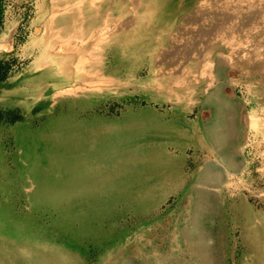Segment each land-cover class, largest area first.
Returning <instances> with one entry per match:
<instances>
[{"label":"rangeland","instance_id":"374dc122","mask_svg":"<svg viewBox=\"0 0 264 264\" xmlns=\"http://www.w3.org/2000/svg\"><path fill=\"white\" fill-rule=\"evenodd\" d=\"M1 3L0 264H173L214 231L223 264H264V155L218 166L197 112L264 90V0Z\"/></svg>","mask_w":264,"mask_h":264},{"label":"crops","instance_id":"0c3cea01","mask_svg":"<svg viewBox=\"0 0 264 264\" xmlns=\"http://www.w3.org/2000/svg\"><path fill=\"white\" fill-rule=\"evenodd\" d=\"M257 69L258 66L256 67V70ZM210 94L211 92H209L208 96L210 97L204 104L205 106L203 105L202 107H200V105L198 104L197 112H201V110H206L209 112L207 120L206 118L202 119L204 122L202 124L198 123V125L208 127L211 126L215 128L217 134L219 133L222 136L229 137L228 141L230 142V144L225 147L226 150L224 148L220 149L222 150L220 151L222 152L220 153L222 158H220L218 166H235V158L232 159V155L233 151H236L238 148L241 152V156H239V165L241 169H248L250 165L249 163L251 162L248 159L249 154L255 152L256 154H258V158H261V155H264V90H257L253 94L248 92L247 94H245L247 97L246 99H243V102L235 101L232 94L230 95L224 92H218L214 94V96H218H216L217 99H215L214 96L211 97ZM210 107L213 111L210 109ZM193 110H195L194 107ZM208 135H211V133H209ZM249 144L254 145L249 146ZM205 166L208 168H216V165L212 162L205 163L204 167ZM200 173L201 171H198V174ZM203 173L202 176L197 177L199 181H197L196 179L195 183H199L202 185H206L205 183H210L209 180H212L213 177L211 179L209 175L207 176V174ZM206 177H210V179ZM197 188L199 189V187ZM201 189L205 188L202 187Z\"/></svg>","mask_w":264,"mask_h":264},{"label":"bare ground","instance_id":"6f19581e","mask_svg":"<svg viewBox=\"0 0 264 264\" xmlns=\"http://www.w3.org/2000/svg\"><path fill=\"white\" fill-rule=\"evenodd\" d=\"M164 1V0H163ZM157 12V11H156ZM131 18V17H130ZM106 29V28H105ZM90 34V33H89ZM92 34V33H91ZM99 34V33H98ZM97 38V37H96ZM202 49V48H201ZM189 51H191V50H189ZM161 52V51H160ZM190 55V54H189ZM185 57V56H184ZM173 58V57H172ZM174 61V60H173ZM170 63V62H169ZM257 63V62H256ZM175 65V64H174ZM179 68V67H178ZM207 90V89H206ZM219 88L218 87H215V86H213V88L211 89V97H213L214 96V94H216V93H218L219 92ZM207 95H209V94H207ZM217 96V95H216ZM216 96H214V98L215 99H217L216 98ZM218 97V96H217ZM204 99V98H203ZM206 101V100H205ZM216 103H218V102H216ZM205 106V105H204ZM214 107V106H213ZM208 108V107H207ZM179 109V108H178ZM186 109V108H185ZM210 109H211V107H210ZM241 109H242V106H241ZM149 110V109H148ZM153 110V109H152ZM152 110H150L151 111V113L154 111H152ZM212 110V109H211ZM211 110H210V112H211ZM215 110V109H214ZM150 111H149V114H150ZM156 111V110H155ZM158 111V110H157ZM213 111V110H212ZM219 111V110H218ZM221 112V111H220ZM217 113V112H216ZM145 114H147V113H145ZM149 114H147V115H149ZM212 114V113H211ZM213 115V114H212ZM220 115V114H219ZM223 115V114H222ZM224 116V115H223ZM213 117V116H212ZM220 117V116H219ZM148 118V117H147ZM174 118V117H173ZM185 118V117H184ZM145 119V118H144ZM154 119V118H153ZM159 119V118H158ZM218 120V119H217ZM243 120V119H242ZM149 121V120H148ZM151 121V120H150ZM150 121L148 122V123H150ZM152 121H154V120H152ZM151 121V122H152ZM159 121H161V120H159ZM158 121V122H159ZM163 121V120H162ZM173 121V120H172ZM216 121V120H215ZM142 122H143V120H142ZM164 122V121H163ZM166 123V122H165ZM164 123V124H165ZM170 123V122H169ZM181 123H183V121L181 122ZM215 123V122H214ZM221 123V122H220ZM225 123V122H224ZM141 125V124H140ZM143 125V124H142ZM151 125H152V123H151ZM150 125V126H151ZM218 125V124H217ZM144 126H145V122H144ZM160 126V125H159ZM202 126V125H201ZM143 127V126H142ZM162 127H163V125H162ZM166 127V126H165ZM141 128V127H140ZM146 128V127H145ZM145 128H143L144 130H145ZM205 128V127H204ZM217 128V127H216ZM133 129V128H132ZM142 129V130H143ZM163 129V128H162ZM206 129V128H205ZM147 130V129H146ZM165 130V129H164ZM183 130V129H182ZM209 130V129H208ZM170 131V130H169ZM172 131V130H171ZM204 131V130H203ZM114 132V131H113ZM118 132V131H117ZM185 132V131H184ZM207 132V131H206ZM213 132V131H212ZM216 132V131H215ZM111 133V132H110ZM118 133H120V132H118ZM141 134H144L143 132L141 133ZM176 134V133H175ZM213 134V133H212ZM219 134V133H218ZM151 135V134H150ZM163 135H165V134H163ZM163 135H162V138H163ZM207 135H208V133H207ZM127 136V135H126ZM125 136V137H126ZM133 136V135H132ZM131 136V137H132ZM135 136V135H134ZM137 136V135H136ZM149 136V135H148ZM167 136V135H166ZM169 136H171V135H169ZM173 136V135H172ZM220 136V135H219ZM125 137H123V138H125ZM138 137V136H137ZM141 137V136H140ZM145 137V136H144ZM117 138V137H116ZM123 138H122V140H123ZM127 138V140H128V137H126ZM160 138V137H159ZM209 138V137H208ZM112 139V138H111ZM166 139V138H165ZM215 139V138H214ZM210 140H211V138H210ZM114 141V140H113ZM123 141H125V140H123ZM184 141V140H183ZM110 142V141H109ZM217 142V141H216ZM112 143V142H111ZM121 143V142H120ZM124 143V142H123ZM198 143V142H197ZM225 143V142H224ZM127 144H128V142H127ZM131 144V143H130ZM167 144V143H166ZM181 144V143H180ZM226 144V143H225ZM125 145V144H124ZM221 146V145H220ZM223 146H224V144H223ZM120 147H121V145H120ZM128 147V146H127ZM171 147V146H170ZM230 147V146H229ZM235 147V146H234ZM110 148V147H109ZM117 148V147H116ZM166 148V147H165ZM168 148V147H167ZM195 148H196V146H195ZM219 148V147H218ZM224 148H225V146H224ZM110 149H112V148H110ZM120 149V148H119ZM124 149V148H123ZM122 149V151H124ZM130 149V148H129ZM128 149V150H129ZM174 149V148H173ZM109 150V149H108ZM107 150V151H108ZM187 150V149H186ZM189 150H191V149H189ZM219 150V149H218ZM111 151V150H110ZM115 151V150H114ZM119 151V150H118ZM220 151H222V150H220ZM219 151V152H220ZM105 152V151H104ZM117 152V151H116ZM169 152V151H168ZM192 152V151H191ZM203 152V151H202ZM128 153V152H127ZM166 153V152H165ZM220 153H222V152H220ZM118 154V153H117ZM167 155H168V153H167ZM105 156V155H104ZM213 157H215V156H213ZM191 158V157H190ZM103 159V158H102ZM161 159V158H160ZM193 160V159H192ZM100 162V161H99ZM205 163V162H204ZM155 164V163H154ZM222 165V164H221ZM100 168V167H99ZM186 168V167H185ZM100 170H102V169H100ZM99 170V171H100ZM219 170V169H218ZM185 171V170H184ZM107 172V171H106ZM228 172V171H227ZM110 173V172H109ZM102 174V173H101ZM103 174H104V172H103ZM126 175H128V174H126ZM184 175V174H183ZM90 176V175H89ZM93 176V175H92ZM124 176V175H123ZM123 176H121V177H123ZM132 176V175H131ZM91 177V176H90ZM136 177V176H135ZM198 177H199V175H198ZM92 178V177H91ZM95 178V177H94ZM101 178V177H100ZM118 178H120V177H118ZM124 178H126V180H127V178H128V176L127 177H124ZM206 178H209L210 179V177H206ZM111 179V178H110ZM109 179V180H110ZM116 179V178H115ZM197 179V178H196ZM196 179H195V181H196ZM209 179H204V180H209ZM212 179V178H211ZM103 180V179H102ZM108 180V181H109ZM138 180V179H137ZM194 180V179H193ZM134 180H132V182H133ZM197 181H199L198 179H197ZM101 181H99V183H100ZM107 182V181H106ZM118 182V181H117ZM108 184H109V182H108ZM122 184V183H121ZM128 184V183H127ZM126 184V185H127ZM135 184V183H134ZM206 185H207V183H205ZM105 185V184H104ZM129 185V184H128ZM229 185V184H228ZM197 188V187H196ZM108 189H109V187H108ZM120 189H122V188H120ZM166 189V188H165ZM195 189V188H194ZM125 190H128V188L126 189V187H125ZM176 190V189H175ZM197 190V189H196ZM95 191V190H94ZM97 191V190H96ZM108 191V193H109V190H107ZM111 191H112V189H111ZM123 191V190H122ZM100 192V191H99ZM116 192V191H115ZM175 192V191H174ZM199 192H202V190H199ZM206 192L207 191H204V192H202L201 193V203H204V205H205V207H204V210H205V212H206V216H207V218L210 220V222H211V224H213L214 226H215V223H214V219L215 218H218L219 217V208H218V205H217V202L215 201V200H212V199H210V198H207V199H205L203 196H206V195H204V194H206ZM197 193V192H196ZM116 193H114L113 195H115ZM120 194H122V193H120ZM124 194V193H123ZM173 194V193H172ZM98 195H99V193H98ZM112 195V194H111ZM111 195H109L110 197H111ZM112 195V196H113ZM125 195V194H124ZM197 195V194H196ZM195 195V196H196ZM207 195H209V192H207ZM103 196V195H102ZM116 196V195H115ZM120 196H122V195H120ZM99 197V196H98ZM97 197V198H98ZM119 197V195L117 194V197H114L113 199H115V198H118ZM121 198V197H120ZM189 200H190V198H189ZM109 201H111V199H109ZM109 201L107 202L108 204H109ZM116 201V200H115ZM203 201V202H202ZM218 201V200H217ZM117 202V201H116ZM192 202V201H191ZM196 202H197V200H196ZM112 203V202H111ZM104 204V203H103ZM113 204V203H112ZM159 204V203H158ZM196 204V203H195ZM107 205V204H106ZM198 205V204H197ZM200 205V204H199ZM98 206V205H97ZM103 206V205H102ZM90 207H91V205H90ZM104 207V206H103ZM109 207H111V211H112V206L110 205ZM123 207V206H122ZM121 207V208H122ZM150 207V206H149ZM158 207V206H157ZM101 209H102V207H100ZM105 208V207H104ZM103 208V209H104ZM106 208H107V206H106ZM118 208L116 207V210H117ZM120 209V208H119ZM130 209H132V208H130ZM148 209V208H147ZM152 209V208H151ZM104 210H106V209H104ZM115 210V208H114V211H116ZM120 210H122V209H120ZM129 210V209H128ZM194 210V209H193ZM197 210H198V207H197ZM127 211V210H126ZM145 211V210H144ZM158 211V210H157ZM104 212V211H103ZM107 212H109V211H107L106 210V213ZM132 212H134V210L133 211H131V213ZM193 212V211H192ZM106 213H104V215L106 214ZM110 213H116V212H110ZM153 213V212H152ZM197 213V212H196ZM113 214H111V217H112V215ZM117 214H118V212H117ZM117 214H115V215H117ZM121 214V213H120ZM121 215H125V211H124V213H122ZM129 215V214H128ZM193 215V214H192ZM196 215V214H195ZM106 216H108V213H107V215ZM114 216V215H113ZM118 216V215H117ZM114 217V219H116V218H118L119 219V217ZM110 217V216H109ZM110 217V218H111ZM121 217V216H120ZM193 217V216H192ZM106 218L107 217H105V220H106ZM110 218H109V220L108 221H110ZM122 218V217H121ZM137 218H138V216H137ZM102 219V218H101ZM117 219V220H118ZM194 219V218H193ZM98 221H99V219H98ZM113 221H115V220H113ZM112 221V222H113ZM203 221V220H202ZM205 222V221H204ZM103 223V222H102ZM200 223H202V222H200ZM197 224V223H196ZM198 225V224H197ZM201 225V224H200ZM184 227H185V225H184ZM216 227V226H215ZM202 228V227H201ZM183 229V228H182ZM209 229V228H208ZM215 230V229H214ZM142 231V230H141ZM184 232H185V229H184V231L181 233V237L182 238H184ZM180 234V233H179ZM60 235H62V234H60ZM180 236V235H179ZM62 237H63V235H62ZM211 237H212V242H211V245H210V247L209 248H206V247H204V246H202V247H198V246H195L194 244H192L191 243V241L190 242H185V249H183L182 248V250L180 251L181 252V254H179V258L178 259H175V258H170V262H172L173 261V264H201L202 262H203V260L204 261H206V263L205 264H223V262H222V257L220 256L221 255V250H220V247H221V241L219 240V238L217 237V231H214L213 232V234H211ZM136 239V238H135ZM205 239V238H204ZM181 240V239H180ZM185 241V240H184ZM131 242V241H130ZM134 242V241H133ZM139 242V241H138ZM122 244V243H121ZM134 244V243H133ZM137 244V243H136ZM128 245V244H127ZM196 245H198V244H196ZM142 246V245H141ZM145 246V245H144ZM129 247V246H128ZM80 248V247H79ZM121 248H123V247H121ZM143 248V247H142ZM128 249V248H127ZM88 250H90V249H88ZM118 250V249H117ZM130 250V249H129ZM122 251V250H121ZM161 251H162V249H161ZM204 251H206L208 254H209V256L207 257V258H204L203 257V255H202V252H204ZM133 252V251H132ZM149 252V251H148ZM122 253V252H121ZM139 253V252H138ZM170 253V252H169ZM164 254H166V253H164ZM171 255V254H170ZM143 256V255H142ZM140 257V256H139ZM152 257V256H151ZM158 257V256H157ZM173 257H176V256H173ZM187 257V259H185ZM133 259L134 258H138L137 257V254L136 253H134V257H132ZM139 259V258H138ZM149 259V258H148ZM152 259V258H151ZM142 260H144V259H142ZM174 260H176L175 262H174ZM141 261V260H140ZM139 261V262H140ZM146 263V262H145Z\"/></svg>","mask_w":264,"mask_h":264},{"label":"trees","instance_id":"16d2710c","mask_svg":"<svg viewBox=\"0 0 264 264\" xmlns=\"http://www.w3.org/2000/svg\"><path fill=\"white\" fill-rule=\"evenodd\" d=\"M3 18H4V11H3V5L1 3V0H0V30L2 28V25H3ZM0 72H1V67H0ZM2 80V76H0V81ZM1 116H0V120H1Z\"/></svg>","mask_w":264,"mask_h":264}]
</instances>
